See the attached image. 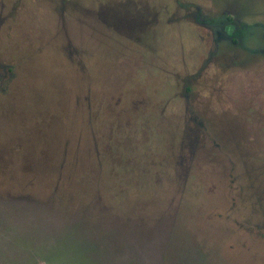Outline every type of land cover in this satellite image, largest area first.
Segmentation results:
<instances>
[{"label":"rangeland","instance_id":"obj_1","mask_svg":"<svg viewBox=\"0 0 264 264\" xmlns=\"http://www.w3.org/2000/svg\"><path fill=\"white\" fill-rule=\"evenodd\" d=\"M0 264H264V0H0Z\"/></svg>","mask_w":264,"mask_h":264},{"label":"trees","instance_id":"obj_2","mask_svg":"<svg viewBox=\"0 0 264 264\" xmlns=\"http://www.w3.org/2000/svg\"><path fill=\"white\" fill-rule=\"evenodd\" d=\"M229 22L226 24V29L227 31H229V33L233 34V35H238L240 31V26L236 23V22H233V19L229 18Z\"/></svg>","mask_w":264,"mask_h":264}]
</instances>
